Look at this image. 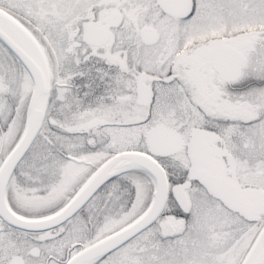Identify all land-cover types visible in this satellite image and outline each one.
Masks as SVG:
<instances>
[{
    "label": "snow or ice",
    "instance_id": "snow-or-ice-1",
    "mask_svg": "<svg viewBox=\"0 0 264 264\" xmlns=\"http://www.w3.org/2000/svg\"><path fill=\"white\" fill-rule=\"evenodd\" d=\"M0 264H264V0H0Z\"/></svg>",
    "mask_w": 264,
    "mask_h": 264
}]
</instances>
